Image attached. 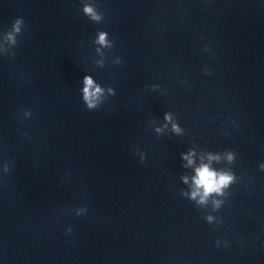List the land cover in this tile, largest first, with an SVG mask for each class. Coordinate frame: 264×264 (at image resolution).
<instances>
[{
  "label": "clouds",
  "instance_id": "9594fccd",
  "mask_svg": "<svg viewBox=\"0 0 264 264\" xmlns=\"http://www.w3.org/2000/svg\"><path fill=\"white\" fill-rule=\"evenodd\" d=\"M83 12L85 15L89 16L92 20L99 21L101 19L100 15L97 14L96 10L93 6L85 4L83 8ZM24 21L22 19H16L12 25V30L7 34V39L11 43H16L15 33L20 32V26ZM106 33H100L97 43L101 45L106 44ZM83 88V98L86 102L88 108H94L97 106V101L102 94V89L99 86L94 87V82L91 78L85 77ZM166 120L170 119V116H165ZM173 130L179 132V128L176 125H173ZM160 131V129H157ZM193 154H188L184 156V159L188 161V165L193 163L192 160ZM212 159H216V157L209 156V161ZM229 159H231V155H229ZM196 175L193 178L194 181V190L191 193L193 199L196 198L197 195L200 196V203H204L208 196L212 193H220L221 189L227 186L232 177L227 174H220L214 171L207 164H201L199 167L195 169ZM185 182H187V178H185ZM202 193V194H201Z\"/></svg>",
  "mask_w": 264,
  "mask_h": 264
}]
</instances>
